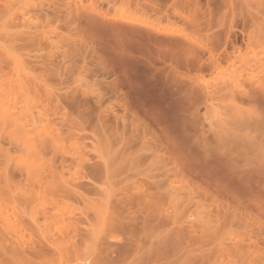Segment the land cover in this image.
Here are the masks:
<instances>
[{
	"label": "rangeland",
	"instance_id": "rangeland-1",
	"mask_svg": "<svg viewBox=\"0 0 264 264\" xmlns=\"http://www.w3.org/2000/svg\"><path fill=\"white\" fill-rule=\"evenodd\" d=\"M263 94L264 0H0V264H264Z\"/></svg>",
	"mask_w": 264,
	"mask_h": 264
},
{
	"label": "bare ground",
	"instance_id": "bare-ground-1",
	"mask_svg": "<svg viewBox=\"0 0 264 264\" xmlns=\"http://www.w3.org/2000/svg\"><path fill=\"white\" fill-rule=\"evenodd\" d=\"M249 95L252 96V97L255 96V95H254V92H251ZM263 95H264V94H263ZM251 99H252V98H251ZM0 107H1V106H0ZM2 108H3V107H2ZM2 110H3V109H2ZM4 110H5V109H4ZM4 112H5V111H4ZM1 114H2V113H1ZM3 114H4V113H3ZM6 115H7V114H6ZM10 115H11V114H10ZM1 118H2V117H1ZM12 119H14V117H12ZM15 119H16V118H15ZM2 121H3V119H2ZM13 121H14V120H13ZM13 121H12V122H13ZM17 121H18V119H17ZM4 124H5V123H4ZM16 124H17V123H16ZM20 132H21V131H20ZM69 222H70V221H69ZM68 226H70V225H68ZM65 232L67 233V231H65ZM70 232H71V231H70ZM67 236H69V235H67ZM70 236H71V235H70ZM13 246H14V245H13ZM10 247H11V246H10ZM15 249H16V248H15ZM79 250H81V249L79 248ZM79 250H78V252H79ZM76 251H77V250H76ZM76 251H75L74 253H78V252H76ZM81 252H82V251H81ZM76 255L79 256V255H81V254H76Z\"/></svg>",
	"mask_w": 264,
	"mask_h": 264
}]
</instances>
